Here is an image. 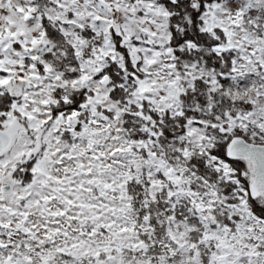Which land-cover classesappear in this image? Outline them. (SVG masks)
Segmentation results:
<instances>
[{
	"label": "snow or ice",
	"instance_id": "obj_1",
	"mask_svg": "<svg viewBox=\"0 0 264 264\" xmlns=\"http://www.w3.org/2000/svg\"><path fill=\"white\" fill-rule=\"evenodd\" d=\"M0 264H264V0H0Z\"/></svg>",
	"mask_w": 264,
	"mask_h": 264
}]
</instances>
